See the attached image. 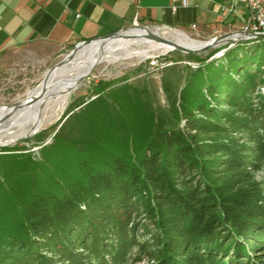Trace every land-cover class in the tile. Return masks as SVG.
Returning <instances> with one entry per match:
<instances>
[{
    "label": "trees",
    "instance_id": "1",
    "mask_svg": "<svg viewBox=\"0 0 264 264\" xmlns=\"http://www.w3.org/2000/svg\"><path fill=\"white\" fill-rule=\"evenodd\" d=\"M188 56L166 108L103 83L42 161L0 150V264H264V40Z\"/></svg>",
    "mask_w": 264,
    "mask_h": 264
},
{
    "label": "crops",
    "instance_id": "2",
    "mask_svg": "<svg viewBox=\"0 0 264 264\" xmlns=\"http://www.w3.org/2000/svg\"><path fill=\"white\" fill-rule=\"evenodd\" d=\"M230 0H0V55L23 48H67L134 23L216 36L241 29L245 9ZM245 18V19H244Z\"/></svg>",
    "mask_w": 264,
    "mask_h": 264
},
{
    "label": "rangeland",
    "instance_id": "3",
    "mask_svg": "<svg viewBox=\"0 0 264 264\" xmlns=\"http://www.w3.org/2000/svg\"><path fill=\"white\" fill-rule=\"evenodd\" d=\"M243 21L245 22V20H240V22ZM138 26V28L135 27L129 30L142 29L141 26L163 28L162 26H151L142 23H138ZM180 31L184 32L191 39L201 42H209L211 39L218 36H203L193 30ZM238 43H240V41L236 42L233 46ZM155 44H161L165 47V44L155 42L149 38L142 40L135 45L136 49H146L150 52L149 56L145 59L131 56L129 58L104 61L98 64L90 79L84 81L75 91L72 92L67 109L74 103L88 102L89 100L94 99L97 92V86L103 83L110 84L115 89L123 86H130L135 89L144 90L145 93L151 95L155 106L166 108L168 102L163 89L164 80L168 79L170 82L174 83V86L176 85L182 88L185 84L186 78L191 72L199 67V64L189 59V54H183L175 50L164 53L167 49L155 51L153 49ZM75 46L76 45H71L67 48H23L6 51L1 54L0 106L3 107L0 108V111L12 109L4 107L6 104H22L27 98L29 91L42 86L55 73V71L60 68V66H58L56 69L50 71L58 63L67 58ZM226 46L227 45H223L218 48H213L206 53L198 54L196 56L205 59L207 56H210L212 52ZM218 54L213 56L210 60L215 59L219 64L221 63L220 58L222 54ZM235 78L238 79L237 76H235ZM125 83H127V85H125ZM256 91L264 93V85L259 86ZM67 109L50 125L42 128L37 134L28 137L27 139L24 138L23 140H20L14 146L0 147V150L3 148L20 150L13 153H29L28 155H31L35 162L42 161L40 149L52 143V136L55 133L53 127L61 121ZM239 136L240 135H237V137ZM0 154H2V152H0ZM4 160L10 161L9 159ZM1 164L0 160V169ZM255 177L257 182L264 188V169L256 173ZM141 264L149 263L146 260Z\"/></svg>",
    "mask_w": 264,
    "mask_h": 264
},
{
    "label": "bare ground",
    "instance_id": "4",
    "mask_svg": "<svg viewBox=\"0 0 264 264\" xmlns=\"http://www.w3.org/2000/svg\"><path fill=\"white\" fill-rule=\"evenodd\" d=\"M151 32L191 50H198L213 41L211 39L209 42H201L191 39L180 30L153 27L127 30L116 39L98 40L83 47L74 60L61 65L42 86L29 91L27 98L18 109L0 111V147L11 146L15 142L37 134L64 113L72 92L80 85L78 81L87 75L93 66L104 61L131 56L147 58L150 52L146 49H136L135 45L148 39V34ZM239 39V34H233L217 41L215 47ZM153 49L155 51L167 49L164 53L175 50L168 44H165V47L155 44Z\"/></svg>",
    "mask_w": 264,
    "mask_h": 264
},
{
    "label": "water",
    "instance_id": "5",
    "mask_svg": "<svg viewBox=\"0 0 264 264\" xmlns=\"http://www.w3.org/2000/svg\"><path fill=\"white\" fill-rule=\"evenodd\" d=\"M135 27H138L137 23H134L132 25L126 26V27L122 28L120 31H118L116 33L108 34V35H105V36H102V37H99V38H95V39H92V40H89V41L80 42L79 44H77L75 46V48L73 49V51H71V53L67 56V58H65L60 63H58L50 71L54 70L58 66L64 65L68 61L74 60L76 58L77 54L83 49V47H86V46L90 45L92 42L98 41V40L116 39V38L120 37L125 31H127L129 29H132V28H135ZM141 28L142 29H148V28H153V27L141 26ZM233 34H239L240 35V39L236 40V41H229L225 45H227L229 47H232L236 42H239V41L240 42H247V41H251V40H264V33H254V32L244 33L242 31L238 30V31H235V32H230V33H225V34L218 35V36L214 37L212 42H209L208 44H206L205 46L201 47L200 49L191 50V49H188V48H186V47H184L182 45H179V44H176L174 42L168 41V40H166V39H164V38H162V37H160V36H158V35H156V34H154L152 32L148 34V37H149V39H151L153 41L168 44V45L172 46L175 49V51L181 52L183 54L198 55V54L206 53V52L210 51L213 48H218V47L223 46V45H220L218 47H215L217 41L222 40V39H224V38H226V37H228L230 35H233ZM220 53L223 54L224 50L219 52L218 55H221ZM95 68H96V66H93L92 69L90 70V72L87 75H84L83 77H81L80 80L78 81V84H81L84 81L90 79V77L92 76ZM33 101H35V100H33ZM19 106H20V103H12V104H6L4 107L18 109ZM1 107H3V106H0V108ZM17 143L18 142H15L11 146L16 145ZM6 147H8V146H6Z\"/></svg>",
    "mask_w": 264,
    "mask_h": 264
},
{
    "label": "built area",
    "instance_id": "6",
    "mask_svg": "<svg viewBox=\"0 0 264 264\" xmlns=\"http://www.w3.org/2000/svg\"><path fill=\"white\" fill-rule=\"evenodd\" d=\"M188 0H182L183 5H187ZM239 5L245 9L246 19L240 31L244 33H264V0H230L228 6H224L222 11L233 13ZM196 31V25L192 27Z\"/></svg>",
    "mask_w": 264,
    "mask_h": 264
}]
</instances>
